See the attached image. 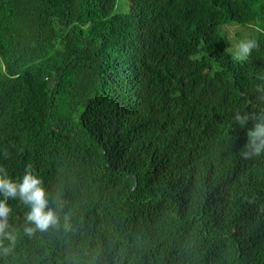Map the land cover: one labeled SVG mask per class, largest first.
Listing matches in <instances>:
<instances>
[{"label": "trees", "instance_id": "obj_1", "mask_svg": "<svg viewBox=\"0 0 264 264\" xmlns=\"http://www.w3.org/2000/svg\"><path fill=\"white\" fill-rule=\"evenodd\" d=\"M118 2L0 0V164L60 205L29 237L9 200L0 264H264V153L232 119L264 110V0Z\"/></svg>", "mask_w": 264, "mask_h": 264}, {"label": "clouds", "instance_id": "obj_2", "mask_svg": "<svg viewBox=\"0 0 264 264\" xmlns=\"http://www.w3.org/2000/svg\"><path fill=\"white\" fill-rule=\"evenodd\" d=\"M258 47L259 44L255 39L240 40L233 45L232 59L243 63ZM257 99L264 102V92L260 93ZM232 119L241 128L246 127L250 121L253 122L252 126L247 128L248 140L242 155L259 156L264 153V110L243 114L237 111ZM3 155L7 159L10 153L5 150ZM0 197H2L0 198V249H3L5 255L11 253L17 243L16 231L9 230L11 227L9 217L12 213L9 200H19L27 206L23 229L27 236L31 237L36 232H48L60 226L59 198L51 196L43 178L31 165H27L22 178H18L11 174L6 165L0 164ZM67 226L65 224V227ZM5 240L8 241L7 246L4 244Z\"/></svg>", "mask_w": 264, "mask_h": 264}, {"label": "rangeland", "instance_id": "obj_3", "mask_svg": "<svg viewBox=\"0 0 264 264\" xmlns=\"http://www.w3.org/2000/svg\"><path fill=\"white\" fill-rule=\"evenodd\" d=\"M129 0H119L117 4V12H126L129 10ZM252 26H243L238 24L224 25L223 33L227 36L230 42V47L234 51L233 45L240 40H247L252 33Z\"/></svg>", "mask_w": 264, "mask_h": 264}]
</instances>
